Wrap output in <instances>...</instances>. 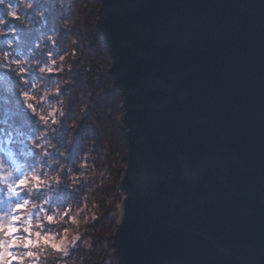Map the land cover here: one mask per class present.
Returning a JSON list of instances; mask_svg holds the SVG:
<instances>
[{
  "label": "water",
  "instance_id": "1",
  "mask_svg": "<svg viewBox=\"0 0 264 264\" xmlns=\"http://www.w3.org/2000/svg\"><path fill=\"white\" fill-rule=\"evenodd\" d=\"M96 1L132 167L117 264H264V0Z\"/></svg>",
  "mask_w": 264,
  "mask_h": 264
},
{
  "label": "trees",
  "instance_id": "2",
  "mask_svg": "<svg viewBox=\"0 0 264 264\" xmlns=\"http://www.w3.org/2000/svg\"><path fill=\"white\" fill-rule=\"evenodd\" d=\"M23 3L0 2V264H117L112 234L127 149L99 3ZM41 9L45 17L36 15ZM57 56L61 72L42 70ZM20 94L31 95L36 114L9 104ZM61 100L63 115L53 114ZM63 231L76 236L65 250L34 237Z\"/></svg>",
  "mask_w": 264,
  "mask_h": 264
},
{
  "label": "rangeland",
  "instance_id": "3",
  "mask_svg": "<svg viewBox=\"0 0 264 264\" xmlns=\"http://www.w3.org/2000/svg\"><path fill=\"white\" fill-rule=\"evenodd\" d=\"M0 24H3V23H0ZM50 37L52 38V36H48V38H50ZM53 38H54V36H53ZM53 58H55V57H53ZM57 59H56V61H58V63L56 65H54V67H53V65H49L48 68L45 67V66H43L44 68H42V70L43 69H45V70H51V69H53V71H55L56 73L61 72V70L63 68L62 65H61V63H63L62 62V57L57 56ZM22 81L24 82V79L23 78H22ZM27 81L28 80H26L24 84H26ZM20 96L21 97H20L19 100H15V98H13V96L10 97V98H8L9 104H15V105H19L20 104L25 111H30L32 113H35L36 110L34 109V105L31 102L32 101L31 95L29 97L28 95H24V94L22 95V94H20ZM15 101L18 102V103H16ZM13 107L16 108L15 106H13ZM61 213L62 212H60L58 214L51 213V214H53L52 216L46 215V216H44V218H46L45 220L51 219V218L52 219L53 218L55 219V218H57L56 215L59 216V215H61ZM73 233L74 232H72V231H63V232H57V233H54V234L47 233V232H46V234L45 233L44 234H41V233L39 234V232H36L34 237H35L36 240H41V242L44 245H47L48 247H50L52 249H55V250H65L66 247L69 244H71L74 241V238L76 237L75 234H73ZM32 254H33V252H32ZM32 254L29 252L27 255H28V257L31 258V255Z\"/></svg>",
  "mask_w": 264,
  "mask_h": 264
},
{
  "label": "clouds",
  "instance_id": "4",
  "mask_svg": "<svg viewBox=\"0 0 264 264\" xmlns=\"http://www.w3.org/2000/svg\"><path fill=\"white\" fill-rule=\"evenodd\" d=\"M0 2H3V0H0ZM22 3H23V0H22ZM23 6L25 8H31L33 5H32L31 2H28V3H23ZM15 12H16V9L15 8H12V9L9 10V14L10 15L13 14V13H15ZM36 15L38 17H45L47 15V12L41 9V10H38L37 11ZM20 19H21L22 22H24L22 17ZM0 23H3V21H0ZM122 101H123V110H124L125 115H126L125 101L123 99H122ZM62 105H63V100H61L60 106H57L56 104L50 105L53 114L63 115ZM131 172H132L131 164L130 163H125V165H124V167H123V169L121 171V174H120V180H123ZM122 221H123V216L117 222V227L119 226V224ZM246 252H247V255H241L239 257V259L241 261L251 260L252 259V250L251 249H247ZM257 255H259L258 252H257Z\"/></svg>",
  "mask_w": 264,
  "mask_h": 264
}]
</instances>
